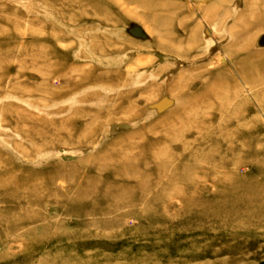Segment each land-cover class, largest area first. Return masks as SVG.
Listing matches in <instances>:
<instances>
[{
	"label": "rangeland",
	"instance_id": "1",
	"mask_svg": "<svg viewBox=\"0 0 264 264\" xmlns=\"http://www.w3.org/2000/svg\"><path fill=\"white\" fill-rule=\"evenodd\" d=\"M0 264H264V0H0Z\"/></svg>",
	"mask_w": 264,
	"mask_h": 264
}]
</instances>
